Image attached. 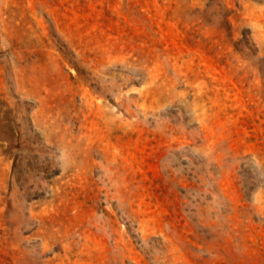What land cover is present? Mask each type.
<instances>
[{
  "label": "rangeland",
  "instance_id": "374dc122",
  "mask_svg": "<svg viewBox=\"0 0 264 264\" xmlns=\"http://www.w3.org/2000/svg\"><path fill=\"white\" fill-rule=\"evenodd\" d=\"M0 264H264V0H0Z\"/></svg>",
  "mask_w": 264,
  "mask_h": 264
},
{
  "label": "bare ground",
  "instance_id": "6f19581e",
  "mask_svg": "<svg viewBox=\"0 0 264 264\" xmlns=\"http://www.w3.org/2000/svg\"><path fill=\"white\" fill-rule=\"evenodd\" d=\"M84 91H85V90H84ZM84 91H83V92H84ZM87 91H88V90H87ZM101 92H102V91H101ZM84 94H85V92H84ZM88 94H89V93H88ZM103 94H104V93H103ZM85 95H86V94H85ZM90 95H91V94H90ZM90 95H89V96H90ZM86 96H87V95H86ZM86 96H85L84 98H87ZM89 96H88V97H89ZM90 98H91V97H90ZM92 98H93V97H92ZM83 102H84V101H83ZM90 103H91V102H90ZM97 104H98V103H97ZM91 105H92V104H91ZM98 105H99V104H98ZM86 107H87V106H86ZM88 153H89V152H88ZM76 154H78V153H76Z\"/></svg>",
  "mask_w": 264,
  "mask_h": 264
}]
</instances>
